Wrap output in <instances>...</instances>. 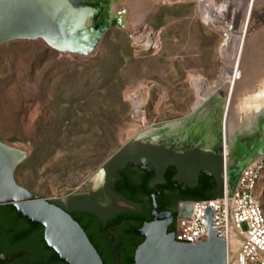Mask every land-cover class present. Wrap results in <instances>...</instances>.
<instances>
[{
	"label": "rangeland",
	"instance_id": "1",
	"mask_svg": "<svg viewBox=\"0 0 264 264\" xmlns=\"http://www.w3.org/2000/svg\"><path fill=\"white\" fill-rule=\"evenodd\" d=\"M147 1L153 8L142 19ZM72 3L94 5L93 24L107 26L95 52L57 49L41 38L0 44V141L23 152L19 184L52 201L90 191L88 181L125 142L193 116L190 129L219 130L224 145L235 86L230 73L218 83L222 62L243 66L250 42L255 61L263 58L264 0ZM222 21L236 42L229 53ZM194 78L216 86L223 104L214 95L199 104ZM136 95L145 126L123 141V127L136 121ZM261 201L264 207V192Z\"/></svg>",
	"mask_w": 264,
	"mask_h": 264
},
{
	"label": "water",
	"instance_id": "2",
	"mask_svg": "<svg viewBox=\"0 0 264 264\" xmlns=\"http://www.w3.org/2000/svg\"><path fill=\"white\" fill-rule=\"evenodd\" d=\"M74 1V0H72ZM91 12L69 7L66 0H0V44L44 39L50 47H95L104 30L94 32L87 24ZM174 129L166 125L162 129L175 132L187 128V123ZM264 154V141L257 143L248 155L240 159L238 166L227 169L231 190H234L242 170L257 157ZM223 158V156H222ZM18 161L11 148L0 141V205L13 204L15 209L33 225L45 228V242L65 264H104L97 247L84 227L63 207L47 198L34 194L16 179ZM227 165V164H226ZM185 172L189 165H180ZM105 170H99L88 182L96 189L102 182ZM218 191L213 198L224 197V161L215 167ZM210 176L213 174L208 173ZM210 198V199H213ZM204 200V199H202ZM182 204H186L182 202ZM178 207L174 231L169 225L174 219L171 211L158 212L159 205L153 201V220L135 230L145 237L135 251L133 264H227L226 238L215 232L214 207L205 208L208 233L191 243L176 240ZM191 213V209L188 211Z\"/></svg>",
	"mask_w": 264,
	"mask_h": 264
},
{
	"label": "flooded vegetation",
	"instance_id": "3",
	"mask_svg": "<svg viewBox=\"0 0 264 264\" xmlns=\"http://www.w3.org/2000/svg\"><path fill=\"white\" fill-rule=\"evenodd\" d=\"M165 130L161 127L125 142L105 163L98 188L72 193L63 200H51L70 212L88 235L99 232L102 225L119 216L133 214V217H122L117 227L112 228L117 234V239H112L117 245L112 254L113 264H123L128 245L144 241L145 237L135 230L153 220L154 199L159 213H175L179 203L195 201L184 198L179 182L195 185L204 176L217 182L215 167L222 165L226 147L225 137L224 145L221 143L219 130L211 134L206 129L189 127L175 132ZM180 165L193 168L183 172ZM171 169L176 170L174 179L170 176ZM124 176L137 187L138 196L132 202L127 200L125 192L116 188ZM174 224L175 215L169 231H173ZM44 237L43 226L33 225L18 211L0 208V264H65L48 247Z\"/></svg>",
	"mask_w": 264,
	"mask_h": 264
},
{
	"label": "bare ground",
	"instance_id": "4",
	"mask_svg": "<svg viewBox=\"0 0 264 264\" xmlns=\"http://www.w3.org/2000/svg\"><path fill=\"white\" fill-rule=\"evenodd\" d=\"M66 1L69 7H73L75 9H84L87 11H93L91 12V16L87 20L88 26L92 28L94 32L99 33L103 30L105 32V30L107 29V26L93 24L92 22L91 17L96 12V7L94 5L76 7L74 6V3H72V1L70 0H66ZM244 3L246 4V2ZM152 8H153V5L150 4L149 1H147V3L139 11L140 17L142 19L145 18V16L148 14V12ZM240 9H241L242 17L247 16L245 15L247 12V6L242 4L240 6ZM220 16L222 17V15ZM228 21H222L223 22L222 24H224V26L222 27L223 31L228 38L227 41H225V45H224V51L226 52L233 50L236 46L235 45L236 42H234L235 40L230 38L232 35V32H231L232 26H231V23H228ZM242 35H243V31H242L241 36ZM99 41L97 42L95 47H72V48H65L63 50L73 52V53H82V54L89 53V52L92 53L97 50ZM252 44L253 43L250 42L245 49V53H244L245 61H244L243 66L232 67V65L229 63L230 59L227 57L226 59H224V61L222 60L223 61L222 62V73H221L218 83L220 84L221 80H223L225 76L230 73L233 75V78H234L233 84L235 86L234 100L232 103L233 104L232 114L230 115L229 123L227 127L225 128L226 147L222 153V154H226L228 170H229V167L231 168L237 167L240 159H243L248 155V150L252 151L254 146L257 143H262L264 141V56L259 61H255V58L257 55L254 53ZM194 80L199 90L198 92L199 93V104L207 100L213 95L216 96L214 101H216L217 104L219 103L223 104L225 100V96L222 95L220 97L215 93L217 92L216 86H214L213 88H208V83L206 81L202 79H198V78H194ZM132 101L136 103V106H135L136 121L134 119L135 122L128 123L123 127V130H122L123 141H126L133 135L140 133V131L142 130V127L145 126L144 113L143 111H141L140 106L137 104L138 96L136 95ZM222 120L224 122V118H222ZM181 125H182V122L181 123L174 122V123L169 124V126L173 127L174 129H177L178 126H181ZM157 130L158 129H150V130L144 131L141 135L152 133ZM221 143H222V140H221ZM10 148L13 151L16 161L19 162L21 158H23L24 156L23 152L19 148H16V147L14 148L10 147ZM258 155L259 154H257L256 157Z\"/></svg>",
	"mask_w": 264,
	"mask_h": 264
},
{
	"label": "built area",
	"instance_id": "5",
	"mask_svg": "<svg viewBox=\"0 0 264 264\" xmlns=\"http://www.w3.org/2000/svg\"><path fill=\"white\" fill-rule=\"evenodd\" d=\"M224 161V197L179 203L176 240L194 244L208 233L205 208L214 207L215 232L226 238L227 264H264V154L240 173L234 190ZM191 209V213L188 211Z\"/></svg>",
	"mask_w": 264,
	"mask_h": 264
},
{
	"label": "trees",
	"instance_id": "6",
	"mask_svg": "<svg viewBox=\"0 0 264 264\" xmlns=\"http://www.w3.org/2000/svg\"><path fill=\"white\" fill-rule=\"evenodd\" d=\"M176 175V170L171 169L170 170V176L174 179ZM153 176V173L150 175V177ZM179 184V189L184 191V198L185 199H192V200H202V199H210L213 197L218 196L221 191H218V183L211 179L210 177L204 176L201 178V180L195 184V185H186L181 182ZM116 188L119 190H122L127 194V200L132 202L134 201L138 194H137V187L132 182L131 179L127 178L126 176L122 177V180L116 184ZM0 208L2 209H9L12 211H17L13 204H5L0 205ZM175 220L177 213H174ZM124 216L127 217H133L132 213H128ZM122 216V217H124ZM121 216L109 221L106 225H102L99 232H92L90 233L89 237L94 243V245L97 247L99 253L101 254L104 264H113V252L114 249L117 248V245L114 241H112L113 238L117 239V234L112 232L113 227H117V224L120 222ZM85 229V228H84ZM175 229V224L173 227V231ZM134 232V230H132ZM114 234V236H113ZM139 244L135 245H128L127 247V254L123 258V264H133V259L135 255L136 248Z\"/></svg>",
	"mask_w": 264,
	"mask_h": 264
}]
</instances>
